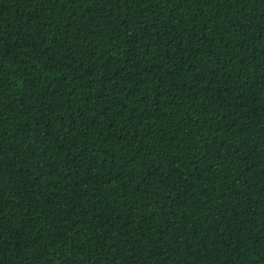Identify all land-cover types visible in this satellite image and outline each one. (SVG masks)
<instances>
[{
	"label": "trees",
	"instance_id": "1",
	"mask_svg": "<svg viewBox=\"0 0 264 264\" xmlns=\"http://www.w3.org/2000/svg\"><path fill=\"white\" fill-rule=\"evenodd\" d=\"M0 264H264V0H0Z\"/></svg>",
	"mask_w": 264,
	"mask_h": 264
}]
</instances>
